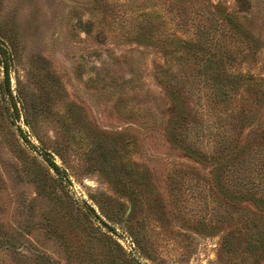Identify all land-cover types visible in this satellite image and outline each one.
<instances>
[{"label":"rangeland","instance_id":"obj_1","mask_svg":"<svg viewBox=\"0 0 264 264\" xmlns=\"http://www.w3.org/2000/svg\"><path fill=\"white\" fill-rule=\"evenodd\" d=\"M0 45V264H264V0H0Z\"/></svg>","mask_w":264,"mask_h":264},{"label":"trees","instance_id":"obj_2","mask_svg":"<svg viewBox=\"0 0 264 264\" xmlns=\"http://www.w3.org/2000/svg\"><path fill=\"white\" fill-rule=\"evenodd\" d=\"M7 52V48L4 47L3 45H0V63L2 64V67L4 68V73H5V77L7 79L8 82V69H9V62L7 59V56H4L3 53ZM2 55L5 57V59H3ZM7 59V60H6ZM50 167L57 170L58 166L54 161H49Z\"/></svg>","mask_w":264,"mask_h":264}]
</instances>
